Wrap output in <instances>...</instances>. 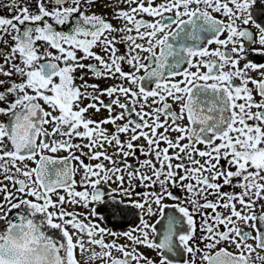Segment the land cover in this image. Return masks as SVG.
<instances>
[{"label":"snow or ice","instance_id":"1","mask_svg":"<svg viewBox=\"0 0 264 264\" xmlns=\"http://www.w3.org/2000/svg\"><path fill=\"white\" fill-rule=\"evenodd\" d=\"M256 3L0 2L10 12L0 15V44L6 37L13 42L7 52L0 49V115L7 118L0 122V220L5 204L18 210L17 220L0 231V264H173L168 254H176L177 240L188 256L183 264H264V230L248 223L257 221L253 209L264 199V63L241 66L246 44L264 55V25L251 11ZM95 8L122 23L114 25ZM64 25L67 31L58 30ZM88 73L120 83L101 87L85 79ZM90 109L108 116L95 119ZM141 139L144 144L136 143ZM60 151L68 155L47 154ZM233 178L242 179V191H221ZM110 184V192L101 190ZM176 188L186 196L174 194ZM110 202L113 216L124 218L125 202L139 210V223L117 233L92 219L97 207L87 213L65 207ZM157 216L166 217L159 237L152 223ZM45 224L66 242L49 236Z\"/></svg>","mask_w":264,"mask_h":264},{"label":"flooded vegetation","instance_id":"2","mask_svg":"<svg viewBox=\"0 0 264 264\" xmlns=\"http://www.w3.org/2000/svg\"><path fill=\"white\" fill-rule=\"evenodd\" d=\"M0 2H3L4 4H8L9 0H0ZM156 2L159 3L160 0H156ZM134 6L135 5H133V7ZM35 7H36V5L34 3L30 5V8L32 10H35ZM120 7L126 8L127 6L124 5V4H120ZM94 10L97 11V12H102V11L105 12L108 15L109 19L111 20V22L114 25H116V26H120V24L122 23L121 21H118L116 19H112L111 14H110V10H105V9H100V8H95ZM251 11L253 13V18L256 19L257 22H260V23H262V25H264V0H257V3L252 7ZM0 15L8 17V16H10V12H9V10L7 8L0 9ZM144 18L147 19V20L151 19V17H148L147 15H145ZM57 27H58V30L67 31L68 28H69V25L57 26ZM5 39H7V43L6 44H0V49H3L5 52H7L9 50V45L12 44L13 42H12L10 37H6ZM117 47L120 49L121 53H123L125 51V45H117ZM211 47L214 48L216 46L212 45ZM253 47H258V45H255ZM94 50L97 51V52H100L99 48H96ZM246 50L247 51H246L245 60L241 62V66L243 65V63H247V62H254V63H257V64L264 63V55H260V54H256V53L251 52L250 47L247 44H246ZM77 54L78 55H82V53H79V52ZM86 63H95V61H86ZM122 67H123V69L125 71H130L131 70L127 64L122 65ZM141 74H143V73L141 72ZM251 74L252 75H256V73H251ZM77 75H80V73L78 72ZM0 79H5V77L0 76ZM14 79L18 80L19 77H14ZM85 79H87L89 83H97L101 87H107L108 85H111V84L120 83V81H118V80L93 79V78H91V73H88L85 76ZM77 83H80V81L77 80ZM145 83H147V82H145ZM237 83H238V81H237ZM124 84L127 85V81H124ZM249 87H252V85H249ZM0 90H2V89H0ZM253 95H254V97H255V99L257 101L260 100V97L255 93V91L253 92ZM11 99L12 98L9 97V100H11ZM101 99H103L106 103L108 102V97L106 95L102 96ZM169 102L171 103V101H169ZM86 103H87V101H86ZM0 106H4V105L0 104ZM172 107L176 111L179 110L178 106L175 105V104H173ZM255 110L256 109H253V111H255ZM115 111L119 112L120 109L116 108ZM88 115L92 116L95 119H102V118L108 116V112L105 109H101V111L99 113H95V110H91L90 109ZM6 120H7V118L5 116L0 115V122H6ZM118 123H120V121H118ZM104 127H106L109 131L113 130V125H111V124L104 125ZM194 127H195V125H194ZM160 131H163V129H161ZM171 135L174 137L177 134L176 133H172ZM121 139L124 140V139H126V137L124 135H121ZM74 142L79 143L81 141L79 139H77ZM136 143L144 144L145 141L141 139V140L137 141ZM163 146L164 145L161 144V147H163ZM112 150L113 149H111V148L108 149L109 152H111ZM84 151H87V149L85 148ZM47 154L53 155L56 158H62L64 156L68 155V153L65 152V151H60V152L55 153V154H52V153H47ZM141 158L143 159V157H141ZM82 159H85V163H93L94 164V163L97 162V161H89V160H87L84 157H82ZM130 162H134V161L130 160ZM71 163L73 164V166H75L77 162L76 161H71ZM105 163H107V162H105ZM221 163H223V161ZM32 166H35V165L32 164ZM74 178L77 181L76 190L77 191L82 190L81 187L79 186L80 174L77 173ZM220 182L222 183V181H220ZM242 182L243 181H242L241 178H233L232 184L231 185H224L221 188V191L228 192V193H240L242 191V189L239 188L237 185L239 183H242ZM4 183H9V182L4 181ZM113 187H115L114 184L103 185L101 187V190L105 191L107 193V192H110L111 188H113ZM173 191H174V194H176L177 196H179L181 198L186 196V193L182 192L178 188L173 189ZM117 199L118 200L120 199L119 195H117ZM209 199H214V197H209ZM13 202H15V201H13ZM165 203L171 204V203H174V202L171 201V200H166ZM113 206L114 205H112L111 202L109 204H101V205H96L95 203H92V204H89V207L87 209L84 208V207L78 206V205L77 206L65 205V207L67 208L68 211H75L77 213H87L89 211V209H91L93 207H97L98 208L97 217H103V219H98L97 217H93L92 219H94L95 222L98 223L101 227H105V228L111 229L112 231L117 232V233L127 231V230L131 229L132 227H134L136 224L139 223V218H138L139 217V210L133 209L131 207V205L128 204L127 202H125V204H123V205H120V207L123 208L125 210V213H126L124 218H121L119 213H117L116 216L112 215V212H111L110 209ZM237 208L238 209L240 208L239 204H237ZM218 210L221 211V212L225 211L224 209H218ZM17 211L18 210L11 209L9 207V205L5 204L4 211H3V215H4L5 219L4 220H0V231H3L6 228V226H7L6 225V221L7 220H9V219H11L13 221L17 220ZM172 211L173 210L170 209V208L169 209H165L166 214L171 213ZM206 211L211 212L212 210L208 209ZM253 211L257 214V218L258 219H257V221H249L248 223L249 224L256 223L258 225L259 229L264 230V221H260L259 220V216L261 214H264V199H260V200L257 201V204L254 207ZM40 218H42V214H37V221L38 222H39ZM157 220H159L160 223H157ZM152 223H156V227H157V234L156 235L159 237L162 234V232H163L164 225L166 224V217H164V218H161L159 216L154 217L152 219ZM197 225H198L197 236L199 237L201 235V233L199 231V217H197ZM240 226L242 228H244L245 231H248V232L252 233V235H255V232L253 231L252 228L247 227L243 223H241ZM42 230H44L49 236H51L58 243L66 242L63 239L62 234L60 233L59 230L51 229L46 224L43 226ZM69 230L71 231V229H69ZM221 230H223V226H221ZM105 239H106V241H109L112 238L111 237H105ZM118 242L119 243H124V239L121 237ZM251 242L252 241L249 240V243H251ZM176 243H177L176 254L173 255V254L169 253L168 255H169V258L171 260H173V264H183V261L188 259V256L186 254H182L180 252L181 246H179L178 240L176 241ZM201 247H203V244H201ZM218 247H227L228 251L234 252V253L237 251L235 249L234 245L229 246V245H226V244H221ZM97 250H99V249H97ZM140 251L142 253L146 254L147 256L155 259V260L159 259L156 251H152V250H149L147 248H141ZM213 251H215V250H213ZM165 252H166V250H165ZM114 255H119V253L114 252ZM77 258L78 259L80 258L78 252H77ZM95 264H103V262L98 260V261L95 262Z\"/></svg>","mask_w":264,"mask_h":264}]
</instances>
